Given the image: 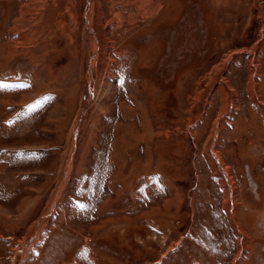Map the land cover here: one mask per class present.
Here are the masks:
<instances>
[{"label":"rangeland","instance_id":"obj_1","mask_svg":"<svg viewBox=\"0 0 264 264\" xmlns=\"http://www.w3.org/2000/svg\"><path fill=\"white\" fill-rule=\"evenodd\" d=\"M0 264H264V0H0Z\"/></svg>","mask_w":264,"mask_h":264},{"label":"bare ground","instance_id":"obj_2","mask_svg":"<svg viewBox=\"0 0 264 264\" xmlns=\"http://www.w3.org/2000/svg\"><path fill=\"white\" fill-rule=\"evenodd\" d=\"M139 1H141V0H139ZM130 2V1H129ZM167 2H169V0H166V3ZM140 4V3H139ZM166 13H167V10H166ZM168 14V13H167ZM21 49V48H20ZM8 50V49H7ZM11 51V50H10ZM1 57H3V56H1Z\"/></svg>","mask_w":264,"mask_h":264},{"label":"crops","instance_id":"obj_3","mask_svg":"<svg viewBox=\"0 0 264 264\" xmlns=\"http://www.w3.org/2000/svg\"><path fill=\"white\" fill-rule=\"evenodd\" d=\"M139 12V11H138Z\"/></svg>","mask_w":264,"mask_h":264}]
</instances>
